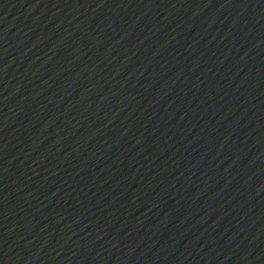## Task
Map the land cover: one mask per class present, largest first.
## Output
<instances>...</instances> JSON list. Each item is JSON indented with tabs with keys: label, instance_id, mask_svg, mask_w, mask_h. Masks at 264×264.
Instances as JSON below:
<instances>
[{
	"label": "water",
	"instance_id": "1",
	"mask_svg": "<svg viewBox=\"0 0 264 264\" xmlns=\"http://www.w3.org/2000/svg\"><path fill=\"white\" fill-rule=\"evenodd\" d=\"M0 264H264V0H0Z\"/></svg>",
	"mask_w": 264,
	"mask_h": 264
}]
</instances>
